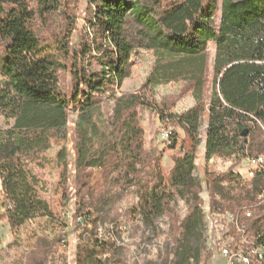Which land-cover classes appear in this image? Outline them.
<instances>
[{"label":"trees","instance_id":"trees-1","mask_svg":"<svg viewBox=\"0 0 264 264\" xmlns=\"http://www.w3.org/2000/svg\"><path fill=\"white\" fill-rule=\"evenodd\" d=\"M80 1L0 0V116L13 120L0 128V218L14 231L38 217L60 223L59 214L41 196L40 171L50 147L49 133L58 131L66 139L74 111L76 210L83 228L76 264H127L120 226L118 232H100L107 208L135 189L138 204L132 217L146 209L168 212L173 210L171 190L196 185L189 172L195 158L185 154L174 156L167 182L159 186L162 153L146 148L140 118V109L148 108L176 122L193 139L207 115L205 174L211 200L223 183L243 182L240 190L245 195L250 191L251 197L236 203L231 212L245 228L238 233L231 223V230L243 249H264V170L242 180L233 171L212 172L208 165L223 148L239 159L264 155V148L249 152L251 134L264 131V0H88L87 25L73 45ZM210 41L215 42V56L207 98ZM141 50L156 55L149 77L139 90L118 94ZM67 72L70 89L61 79ZM173 81H182V90L158 99L156 88ZM188 92L194 106L174 113ZM105 109L112 110L106 118ZM171 136L173 146V131ZM57 156L66 195L68 148L62 147ZM93 169L106 175L102 189L91 186ZM198 203L195 199L177 221L172 237L177 264L201 261ZM242 234L248 243L239 242ZM250 258L260 264L259 257Z\"/></svg>","mask_w":264,"mask_h":264},{"label":"rangeland","instance_id":"rangeland-1","mask_svg":"<svg viewBox=\"0 0 264 264\" xmlns=\"http://www.w3.org/2000/svg\"><path fill=\"white\" fill-rule=\"evenodd\" d=\"M88 0H81L77 8V29L72 37V44L77 45L81 32L86 27V13ZM215 56V42L209 43V74L206 96L211 91L213 82V60ZM135 64L130 77L117 93L135 92L149 77L156 55L153 50H141L134 56ZM63 86L70 89V72L61 76ZM3 77L0 73V86ZM182 81H173L159 85L155 94L158 99L177 94L182 90ZM113 104V101L109 102ZM195 104L192 93H185L176 103L173 112L180 114ZM112 110L105 109L104 117H108ZM141 124L145 130V144L148 150L156 149L162 153L160 187L167 182L169 172L174 164V156L192 154L195 158L194 166L189 171L194 176L195 186L171 190L170 203L173 210L168 212L150 211L148 209L139 213L137 217L131 216L138 204L135 189L122 195L116 203L107 209L106 217L100 224V232L105 234L117 228L121 232L119 243L124 247L127 264H177L172 252L173 233L176 232L177 221L182 219L189 206L195 199L199 200V224L203 233V252L201 261L192 264H229L228 257L223 249L237 246L234 232L231 230L229 214L231 208L245 197H251L247 190L245 195L240 189L244 183L236 180L225 182L211 200L209 182L205 174L207 115L205 116L200 132L193 139L186 135L183 129L174 121L162 119L160 115L148 108L140 109ZM77 114L71 111L69 118V132L65 139L62 133L51 131L49 133L50 147L46 155L45 167L40 171L44 180L41 196L47 199L51 207L59 214L60 223L48 217H38L27 221L18 231L11 229L6 219L0 218V264H76V247L83 228L78 225L79 217L76 210V152L74 148V127ZM13 120L0 116V128L9 127ZM164 130L173 131L175 143L165 141L162 137ZM172 141V140H171ZM68 148V185L64 195L58 162L59 150ZM264 148V131L255 130L250 136L249 152L255 153ZM230 150L221 149L209 162L212 172L224 173L233 171L248 180L252 169L249 156L238 158ZM106 175L99 169L92 170V188L102 189ZM65 196L69 199L65 201ZM65 202V203H64ZM3 209V195L0 182V214ZM90 228V226H89ZM210 254L209 259L206 256Z\"/></svg>","mask_w":264,"mask_h":264},{"label":"built area","instance_id":"built-area-1","mask_svg":"<svg viewBox=\"0 0 264 264\" xmlns=\"http://www.w3.org/2000/svg\"><path fill=\"white\" fill-rule=\"evenodd\" d=\"M172 132L170 130H164L162 133V137L168 143H171ZM250 163L252 165V169L249 171L248 180H252L257 171L264 170V155H258L250 158ZM246 215L248 217L252 216L253 211L251 209H246ZM229 218L231 223H235L237 225V232L243 233L245 224L238 223V218L231 212L229 214ZM233 239L235 240V233ZM240 243H248V239L245 234H242L239 239ZM223 254L228 257L229 264H247V257H259L260 264H264V249L263 248H250L248 250L243 249L239 244L235 248H224Z\"/></svg>","mask_w":264,"mask_h":264},{"label":"bare ground","instance_id":"bare-ground-1","mask_svg":"<svg viewBox=\"0 0 264 264\" xmlns=\"http://www.w3.org/2000/svg\"><path fill=\"white\" fill-rule=\"evenodd\" d=\"M247 264H254V261L250 257H247Z\"/></svg>","mask_w":264,"mask_h":264},{"label":"water","instance_id":"water-1","mask_svg":"<svg viewBox=\"0 0 264 264\" xmlns=\"http://www.w3.org/2000/svg\"><path fill=\"white\" fill-rule=\"evenodd\" d=\"M243 134L246 135L247 134V130Z\"/></svg>","mask_w":264,"mask_h":264}]
</instances>
